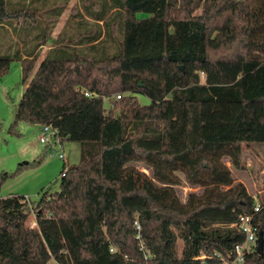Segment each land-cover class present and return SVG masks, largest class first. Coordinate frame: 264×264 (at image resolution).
Listing matches in <instances>:
<instances>
[{"label": "trees", "instance_id": "1", "mask_svg": "<svg viewBox=\"0 0 264 264\" xmlns=\"http://www.w3.org/2000/svg\"><path fill=\"white\" fill-rule=\"evenodd\" d=\"M70 1L0 0V53L11 50L0 62L20 61L26 84L11 132L50 124L60 143L81 146L60 191L37 206L0 197V264H199L200 252L229 253L245 236L228 226L255 200L225 159L243 171V145L264 144V0H78L40 61ZM16 174L0 173V192ZM183 179L201 189L185 202ZM254 223L264 236V207ZM245 264H264V246Z\"/></svg>", "mask_w": 264, "mask_h": 264}, {"label": "rangeland", "instance_id": "2", "mask_svg": "<svg viewBox=\"0 0 264 264\" xmlns=\"http://www.w3.org/2000/svg\"><path fill=\"white\" fill-rule=\"evenodd\" d=\"M64 1L67 0H48V3L50 5L58 3L60 4L58 7H62L61 5L65 4ZM94 2L96 0H91V3ZM94 7L95 11L103 9L102 5H99L98 9L96 6ZM80 9L81 5L78 0H71L66 4V10L62 14L60 24L57 25L58 28L55 29L54 35L61 32L66 21L71 22L74 13ZM149 16L147 13H139L137 18L145 19ZM44 20L48 23L51 22L48 15L44 16ZM89 21L91 20L89 19ZM101 25L105 26L103 23ZM116 51L114 47L108 55L112 56ZM6 52V49L1 48L0 54H7L11 50ZM25 89L22 64L16 60L0 62V173H17L5 182L0 197L18 195L27 198L30 206H37L46 193L52 194L60 191L61 173L65 166L78 165L81 146L80 143L69 140H64L62 143L52 141L49 145L43 144L38 140L40 125L25 121L17 123L16 133L11 132ZM116 96L117 94L105 99L104 107L107 112L114 108L117 102ZM137 99L141 106L151 104V100L147 96L137 95ZM59 154L64 155V160L59 158ZM225 161L231 168L236 181L244 183L249 193L253 194L254 197L264 199V144L243 145L242 162L245 165L243 171L234 169L228 159ZM133 165L141 172L151 176V169L146 164L137 162ZM181 177L183 178L182 175ZM175 189L182 202L186 201L189 193H201L200 188L189 186L184 179ZM28 225L30 227L36 226L34 211L28 220ZM177 245L181 251L183 242L179 240ZM124 264L137 263L127 261Z\"/></svg>", "mask_w": 264, "mask_h": 264}, {"label": "built area", "instance_id": "3", "mask_svg": "<svg viewBox=\"0 0 264 264\" xmlns=\"http://www.w3.org/2000/svg\"><path fill=\"white\" fill-rule=\"evenodd\" d=\"M85 96H90L89 93H85ZM117 100L121 98V95L116 96ZM41 130L38 136V140L46 145H49L52 141L59 142L57 138L58 131L50 124L40 125ZM59 158L64 160V155L59 154ZM64 176V173L62 174ZM255 206L254 212L250 215L240 216L237 223L228 226L229 228H237L244 236L245 239L234 246V248L227 254L215 251L211 254L200 252L198 256L194 258L199 264H245L247 256L253 254L258 248L259 227L254 223L256 214L264 207V202L260 198L254 197ZM134 228L137 231L136 239L138 240L140 250L145 252V244L141 238V226L136 220L134 222ZM113 251V250H111ZM148 258V255H145Z\"/></svg>", "mask_w": 264, "mask_h": 264}, {"label": "crops", "instance_id": "4", "mask_svg": "<svg viewBox=\"0 0 264 264\" xmlns=\"http://www.w3.org/2000/svg\"><path fill=\"white\" fill-rule=\"evenodd\" d=\"M30 2H28L27 4H29ZM40 6V7H39ZM34 7H37L39 9H41L42 5L38 4V3H35L34 4ZM66 10V8H65ZM41 11V10H40ZM60 22L57 24L59 26ZM64 27V25H63ZM62 27V28H63ZM56 28H58L56 26ZM55 28V29H56ZM62 30V29H61ZM54 32L55 30L53 31L52 35H51V38L49 39V41L47 42V45L42 47V54H41V57H40V61L46 56V54L54 47V44H55V40L57 39V36L60 34V32L56 35H54ZM24 36V35H23ZM20 48H23L22 44L20 43ZM20 62V61H19ZM21 63V62H20Z\"/></svg>", "mask_w": 264, "mask_h": 264}, {"label": "water", "instance_id": "5", "mask_svg": "<svg viewBox=\"0 0 264 264\" xmlns=\"http://www.w3.org/2000/svg\"><path fill=\"white\" fill-rule=\"evenodd\" d=\"M263 246H264V236L262 233H260L258 237V248H257V253L260 255H262L263 253Z\"/></svg>", "mask_w": 264, "mask_h": 264}]
</instances>
